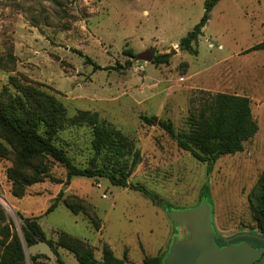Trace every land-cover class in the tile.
<instances>
[{
    "label": "rangeland",
    "instance_id": "rangeland-1",
    "mask_svg": "<svg viewBox=\"0 0 264 264\" xmlns=\"http://www.w3.org/2000/svg\"><path fill=\"white\" fill-rule=\"evenodd\" d=\"M207 0H0V52L13 49V71L0 69V89L11 74H25L54 93L68 116L97 111L101 119L133 141L138 157L128 182L143 184L158 196L113 184L103 176L67 177V169L50 159H30L20 169L27 179L18 197L8 177L12 154L0 156V203L21 232L22 216H39L49 237L58 230L86 239L101 259L108 243L132 264L163 253L177 229L167 210L198 204L201 195L214 207L213 222L224 234L257 226L254 207L264 169V49L246 51L264 40V0H218L197 43L198 53L180 48L183 36L198 23ZM80 50L91 59L77 53ZM131 50V51H129ZM170 53L168 62H154ZM226 56V58H224ZM244 94L251 98L259 129L244 149L219 157L211 166L189 151L159 124L169 119L176 131L188 129V118L209 93ZM156 116L153 123L142 116ZM92 128L65 122L58 143L78 166L92 163ZM0 142L10 147L0 137ZM105 154L97 164L112 165ZM133 153L127 156L128 163ZM43 159V160H41ZM124 160V159H123ZM122 160V161H123ZM85 198L102 218L95 229L87 216L72 212L61 199ZM8 220V221H9ZM26 254H57L45 242ZM61 259L75 264L73 252L58 247Z\"/></svg>",
    "mask_w": 264,
    "mask_h": 264
},
{
    "label": "trees",
    "instance_id": "trees-1",
    "mask_svg": "<svg viewBox=\"0 0 264 264\" xmlns=\"http://www.w3.org/2000/svg\"><path fill=\"white\" fill-rule=\"evenodd\" d=\"M217 2L218 0L206 1V9L200 21L181 38L179 43L181 49L192 54L198 53L199 36L202 35L210 11ZM259 49H264V40L246 51ZM77 53L85 56L87 60L91 59L80 50H77ZM170 56V53L157 54L153 57V61L168 62ZM15 62L16 55L12 48L4 53L0 52V69L13 71ZM201 103L200 108H195L190 113L187 130L176 131L173 122L169 119L160 118L158 124L176 140L181 149L189 151L198 160L207 162L211 166L222 155L242 151L245 142L258 131L259 125L252 113L251 98L247 95L227 92L209 93L208 97L201 99ZM142 117L149 123L156 120V116ZM65 122L91 126V145L94 155L90 165L84 167L76 165L58 143L59 133ZM0 137L10 145L9 147L0 142V156L6 157L12 154L14 158L15 163L7 172L13 184L20 187L19 190L13 188V193L18 197L24 195L26 185L41 180L27 179L23 176L21 164L30 159L43 158L52 159L64 166L68 178L78 175L103 176L113 184L140 190L154 202L159 201L158 196L143 184L128 182V177L137 161L138 151L132 152L133 141L127 135L119 129L110 127L100 118L97 111L79 110L73 116H68L67 107L54 93L33 82L25 74L9 75L8 82L0 89ZM103 153L107 161L112 160L111 166L95 164ZM132 153V160L128 163L125 158ZM204 198L206 194L201 195L198 203ZM61 199L60 196H56L48 211L54 209ZM62 200L72 212L84 213L95 229L102 228V218L92 203L85 198L73 196L71 199ZM17 214L21 219V232L14 228L13 222L9 220L0 203V264H52L45 253L30 254L28 259L25 247L38 242H45L50 246L57 254L59 264L67 263L61 259L58 247L73 252L79 264H132L126 253L123 257H118L108 243L102 245L101 259H97L95 246L86 239L64 230H58L56 238L49 237L39 221V216H22L19 211ZM254 218L259 227L264 229V169L258 180ZM245 230L249 231L245 227L234 233L224 234L215 229L218 234L215 242L222 246L226 244L225 237L236 236L237 232ZM169 246L161 254H146L141 264H162Z\"/></svg>",
    "mask_w": 264,
    "mask_h": 264
},
{
    "label": "water",
    "instance_id": "water-1",
    "mask_svg": "<svg viewBox=\"0 0 264 264\" xmlns=\"http://www.w3.org/2000/svg\"><path fill=\"white\" fill-rule=\"evenodd\" d=\"M212 210V204L204 198L195 206L166 211L178 233L173 236L162 264H252L260 258L263 249L247 241L234 243L225 237L226 244L219 246L215 242L218 234ZM239 235L245 233L236 236Z\"/></svg>",
    "mask_w": 264,
    "mask_h": 264
},
{
    "label": "flooded vegetation",
    "instance_id": "flooded-vegetation-1",
    "mask_svg": "<svg viewBox=\"0 0 264 264\" xmlns=\"http://www.w3.org/2000/svg\"><path fill=\"white\" fill-rule=\"evenodd\" d=\"M213 214H214V207L212 210V218H213ZM213 225H214V228L217 229L214 222H213ZM218 232L223 233L219 230H218ZM177 233H178V231H177ZM243 233H245V235H239V236H235V235L229 236L228 235L227 237L231 238L230 242L238 243L240 241H247L248 243H250L251 245H253L256 248H262L263 249L262 255L260 256V258L256 259L252 264H264V229L262 227H259V225L257 223V226L253 227L252 230H249V231L245 230V231L237 232V234H243ZM237 238H241V239L236 240Z\"/></svg>",
    "mask_w": 264,
    "mask_h": 264
},
{
    "label": "crops",
    "instance_id": "crops-1",
    "mask_svg": "<svg viewBox=\"0 0 264 264\" xmlns=\"http://www.w3.org/2000/svg\"><path fill=\"white\" fill-rule=\"evenodd\" d=\"M253 51H254V50H253ZM255 51H256V50H255ZM224 58H226V56H224ZM31 246H33V245H31ZM31 246L27 247L28 252H29V249H30ZM58 251L60 252L59 249H58ZM36 253H45V252H36ZM114 253H115V252H114ZM30 254H35V253H30ZM45 254L49 256V260H50V262H51V261H52V256H51V254H49V253H45ZM128 257H129V256H128ZM52 264H53V263H52ZM75 264H79L78 260H77V262H76Z\"/></svg>",
    "mask_w": 264,
    "mask_h": 264
}]
</instances>
